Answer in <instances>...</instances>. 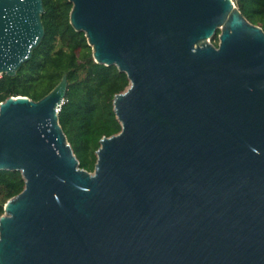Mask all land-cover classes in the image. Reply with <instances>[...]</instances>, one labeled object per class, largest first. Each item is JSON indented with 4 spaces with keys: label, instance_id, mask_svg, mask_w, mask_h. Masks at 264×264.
<instances>
[{
    "label": "water",
    "instance_id": "obj_1",
    "mask_svg": "<svg viewBox=\"0 0 264 264\" xmlns=\"http://www.w3.org/2000/svg\"><path fill=\"white\" fill-rule=\"evenodd\" d=\"M97 63L130 80L94 172L59 120L68 78L0 103V264H264V29L234 0H69ZM44 0H0V78L45 36ZM220 30L219 44L212 38Z\"/></svg>",
    "mask_w": 264,
    "mask_h": 264
},
{
    "label": "trees",
    "instance_id": "obj_2",
    "mask_svg": "<svg viewBox=\"0 0 264 264\" xmlns=\"http://www.w3.org/2000/svg\"><path fill=\"white\" fill-rule=\"evenodd\" d=\"M242 14L264 29V0H234ZM45 36L30 60L15 76L0 78V103L9 97L28 96L38 101L66 74L68 91L59 120L80 166L94 172L97 151L104 136L118 134L122 125L114 110V98L130 85L116 65L97 63L85 33L70 21L69 0H44ZM220 30L212 38L218 46ZM25 188L20 171L0 170V217L9 199Z\"/></svg>",
    "mask_w": 264,
    "mask_h": 264
},
{
    "label": "rangeland",
    "instance_id": "obj_3",
    "mask_svg": "<svg viewBox=\"0 0 264 264\" xmlns=\"http://www.w3.org/2000/svg\"><path fill=\"white\" fill-rule=\"evenodd\" d=\"M212 41V43H213V39L211 40ZM214 44V43H213Z\"/></svg>",
    "mask_w": 264,
    "mask_h": 264
},
{
    "label": "clouds",
    "instance_id": "obj_4",
    "mask_svg": "<svg viewBox=\"0 0 264 264\" xmlns=\"http://www.w3.org/2000/svg\"><path fill=\"white\" fill-rule=\"evenodd\" d=\"M235 2V1H234Z\"/></svg>",
    "mask_w": 264,
    "mask_h": 264
}]
</instances>
